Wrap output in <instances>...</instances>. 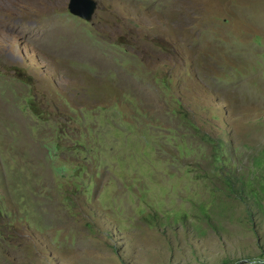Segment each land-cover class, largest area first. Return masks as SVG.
<instances>
[{
    "label": "rangeland",
    "instance_id": "rangeland-1",
    "mask_svg": "<svg viewBox=\"0 0 264 264\" xmlns=\"http://www.w3.org/2000/svg\"><path fill=\"white\" fill-rule=\"evenodd\" d=\"M0 0V264H264V0Z\"/></svg>",
    "mask_w": 264,
    "mask_h": 264
},
{
    "label": "water",
    "instance_id": "water-1",
    "mask_svg": "<svg viewBox=\"0 0 264 264\" xmlns=\"http://www.w3.org/2000/svg\"><path fill=\"white\" fill-rule=\"evenodd\" d=\"M96 7L95 0H67V11L79 17L84 21H89L92 18Z\"/></svg>",
    "mask_w": 264,
    "mask_h": 264
}]
</instances>
